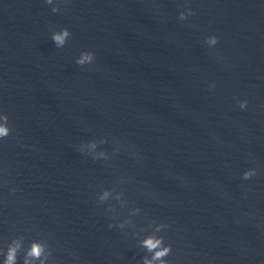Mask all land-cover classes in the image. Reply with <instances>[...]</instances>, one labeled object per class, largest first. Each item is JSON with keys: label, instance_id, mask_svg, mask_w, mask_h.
Here are the masks:
<instances>
[{"label": "water", "instance_id": "95a60500", "mask_svg": "<svg viewBox=\"0 0 264 264\" xmlns=\"http://www.w3.org/2000/svg\"><path fill=\"white\" fill-rule=\"evenodd\" d=\"M182 3L0 0V243L39 236L53 264H142L153 219L169 224V264H264V0H191L187 21ZM82 48L93 66L75 63ZM87 140L110 159L81 152ZM103 188L129 204L97 200ZM132 205V224L108 227Z\"/></svg>", "mask_w": 264, "mask_h": 264}, {"label": "clouds", "instance_id": "9594fccd", "mask_svg": "<svg viewBox=\"0 0 264 264\" xmlns=\"http://www.w3.org/2000/svg\"><path fill=\"white\" fill-rule=\"evenodd\" d=\"M191 0H183L181 7L176 12V17L180 21H187L193 15V8L190 6ZM44 3L51 6V11L56 12L61 5H66L68 0H44ZM71 36V31L67 26H60L53 28L50 32V38L57 48H61L68 41ZM203 43L209 50H214L218 43V36L215 33H205L202 36ZM75 63L78 66H93L96 63V52L92 48H82L75 56ZM216 82L209 80L207 87L214 88ZM236 106L240 110H245L248 106V99L246 97L234 98ZM12 132L10 126V118L7 111L0 107V140L8 137ZM103 142V141H101ZM120 145L117 143L113 152L119 151ZM79 150L84 152L87 150L91 153L94 159L108 161L110 154L103 149H97L96 140H87L81 143ZM258 169L255 166H247L238 172L241 181H248L256 176ZM121 183H126L125 177H121ZM16 190L15 185L9 188L10 192ZM97 200L108 201L115 198L121 208L128 205V200L124 197L122 191L115 193L110 188H103L97 195ZM141 215V208L139 206H129L128 214L120 219L115 220V224L109 222L108 227L115 226L123 230L126 225L132 224V218ZM150 230L145 231L139 238V245L145 250L146 255L141 257L142 264H169L166 258L172 250V245L166 241L165 231L169 228V224L163 220L157 221L153 219L148 220ZM22 261V264H53L52 248L49 242L39 236H33L25 244L23 236L16 234L11 236L6 242L0 243V264H17V259Z\"/></svg>", "mask_w": 264, "mask_h": 264}]
</instances>
